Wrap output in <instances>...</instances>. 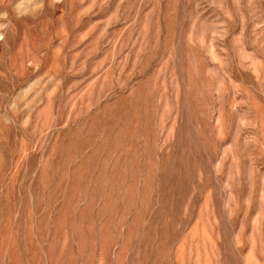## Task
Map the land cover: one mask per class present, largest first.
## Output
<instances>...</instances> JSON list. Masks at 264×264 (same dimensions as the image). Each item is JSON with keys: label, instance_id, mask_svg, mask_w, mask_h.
Wrapping results in <instances>:
<instances>
[{"label": "rangeland", "instance_id": "rangeland-1", "mask_svg": "<svg viewBox=\"0 0 264 264\" xmlns=\"http://www.w3.org/2000/svg\"><path fill=\"white\" fill-rule=\"evenodd\" d=\"M0 264H264V0H0Z\"/></svg>", "mask_w": 264, "mask_h": 264}]
</instances>
